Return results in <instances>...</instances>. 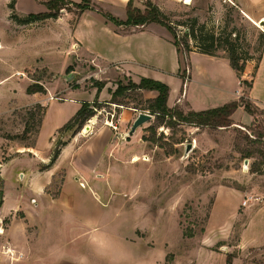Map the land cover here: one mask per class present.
<instances>
[{"label":"rangeland","instance_id":"obj_1","mask_svg":"<svg viewBox=\"0 0 264 264\" xmlns=\"http://www.w3.org/2000/svg\"><path fill=\"white\" fill-rule=\"evenodd\" d=\"M9 2L0 0V135L4 140L0 163L20 154L38 170L49 161L57 141L77 137L76 145L85 153L84 143L101 125L108 124L112 134L119 135L109 139L92 166L86 161L70 162L66 150L43 191L30 187L29 164L18 170L24 171V177L12 165L0 167V264H264V158L259 153L264 150V111L248 98L249 86L241 83L238 107L216 127L153 113L145 101L154 95L150 90L129 88L120 98L122 104L96 96L101 105L74 134L75 123L61 129L78 105L69 100L72 96H66V89L78 90L75 97L91 103L96 99L90 97L92 78L105 82L106 94L114 91L118 81L136 84L140 78L120 66L91 62L75 44L72 33L82 13L75 4L58 1L53 10L56 17L19 24L10 19ZM145 4L146 0H133L142 12ZM156 4L171 30L157 22L145 25L162 26L172 42L184 37L190 18L195 17V31L204 23L206 30L230 33L240 54L255 64L262 55L264 0H156ZM93 6L90 10L117 29L138 26L116 25L98 8L118 21H125L126 14L95 2ZM45 9L40 0L13 4L19 17ZM187 40L193 46L194 41ZM183 62L180 53L179 76L184 82L188 66ZM168 80L174 85L178 81ZM35 82L43 91L36 95L41 101L31 104L26 88ZM189 87L193 94L205 88L198 78ZM47 99L56 102L48 108L40 152L30 153L27 147L35 143L38 121L46 109L42 102ZM246 103L252 113L244 108ZM168 106L184 114L190 111L184 102ZM128 107L152 116L136 128L137 135L129 133L130 123L127 128L115 125L121 110ZM60 121L65 123L54 133L49 149L47 133ZM25 126L31 129L26 135ZM15 149L24 151L15 153ZM83 171L88 177L78 178ZM67 172L71 187L61 196ZM187 228L192 229V237L183 235Z\"/></svg>","mask_w":264,"mask_h":264},{"label":"crops","instance_id":"obj_2","mask_svg":"<svg viewBox=\"0 0 264 264\" xmlns=\"http://www.w3.org/2000/svg\"><path fill=\"white\" fill-rule=\"evenodd\" d=\"M70 1L79 2L81 0ZM93 1L96 4H100L103 7L111 9L112 11L121 10L123 15L126 14L125 7L128 0ZM151 1L157 5L156 0ZM189 1L190 0H185V2ZM45 11L46 9L43 12ZM247 17L252 20L249 16ZM72 34L75 44L81 47L90 56L91 62L94 63L96 60L99 63L106 64V67L114 65L118 68V66H120V70L134 74L136 77H147L167 84L169 87L167 106L173 104L174 102H184L190 110L200 111L218 107L231 101H237L242 96L241 80H248L250 74L253 73L252 81H250L251 86L248 89V98L264 111V45L262 55L257 60L256 64L249 59L245 61L244 69L240 78L231 68L225 55L219 54L217 56H213L193 49L189 51L187 56L188 67L186 77H184L185 81L183 82V77L179 76L180 52L160 25L143 24L136 26V28L130 27L126 29H117L106 23L104 19H102V16L95 10L86 9L80 13ZM205 65L206 67H203ZM200 66L202 67L200 68ZM200 75L203 79H200ZM167 78H176L178 81L174 85V82L172 83ZM197 78L205 88L199 87L200 89H203V91L193 94L192 92L194 90L189 87V83H195ZM90 91V97H96V88L92 87ZM106 91V87L104 86L97 94L99 97L98 99H105V96L110 99L111 91L108 93L109 96L106 94ZM64 92L67 93L66 96H72L69 97V100H74L78 103V109L82 101H79V98L75 97V93L79 91L68 88ZM146 92L147 91L143 93ZM149 92L154 93L151 98H154L157 95V92L154 90H150ZM205 94L209 95L206 96ZM30 95V98H32L31 104L39 103L41 101L40 98H36L37 92L30 93ZM47 100L42 102L43 105H46V109L38 128V132L35 136V143L33 146L27 147L31 149L30 151L32 152L30 153L40 152L38 145L44 124L49 119L48 108L51 103L56 102L53 101V99ZM134 109L135 108L128 107L121 110L118 122L115 124L117 129L118 126H122L123 124L125 125V128H127L129 123L132 124L139 113L135 112ZM69 119L70 118L66 119L65 122ZM62 122L63 121H60L59 123L54 124L51 131L47 133L50 145L49 149L52 148L54 142V133L65 123ZM112 133V129L108 124H103L98 127L93 135L84 143L85 146L83 147V150H86L85 153H81V146L76 145L77 137L72 138V140L70 139L71 141H66V144L61 148L58 158L54 164L45 169H35V165H33L32 162H28V160L23 159L24 157L20 154L12 157L8 163H0V167L3 168L7 165H12L13 170L18 174V176L21 177L23 174L24 177V171L18 173V170L22 168L25 169V167L29 164L31 167H29L28 172L31 173L30 175H27V178L32 182V186L30 185V187L33 191H43L44 188L50 184L57 167H59L58 162L60 160V156L66 150L69 149L68 152H70V162H73V160L86 161L87 165L92 166V162L98 161V153L104 149L105 144H108L109 139L117 137L116 134H118V132H115V134ZM137 134L138 132L135 130L133 135ZM99 137L100 141H97L96 143V139ZM3 141V136L0 135V146L4 143ZM91 141H94L97 146L94 144L92 145ZM94 148H97L98 152L97 150H93ZM23 151L24 150L15 149V153H23ZM47 157L48 155L45 158ZM42 159L37 161H43ZM133 160H136V157L133 158ZM82 177H88L84 171L79 172L78 178ZM64 178L65 179L61 186V196H63L66 191L70 190L71 187L68 182V179H70L68 172ZM75 187H80V184ZM75 187L72 186L71 190ZM31 188L29 189L31 190ZM80 207L84 208L82 206ZM87 218L91 220V217Z\"/></svg>","mask_w":264,"mask_h":264},{"label":"trees","instance_id":"obj_3","mask_svg":"<svg viewBox=\"0 0 264 264\" xmlns=\"http://www.w3.org/2000/svg\"><path fill=\"white\" fill-rule=\"evenodd\" d=\"M43 2L47 8L45 12L38 13H29L25 16L19 17L13 11V4L15 0H10L8 3V7L11 10L10 19L16 21L19 24H27L38 20H44L51 17H56L54 9L57 10L58 1L61 4H65L67 2L73 3L77 6L78 11L82 12L86 9H94V1L93 0H81L79 2H73L70 0H40ZM146 7L143 12L140 11L139 8L133 6V0H128L126 4V19L125 21H118L113 16L108 13H104L98 8V11L107 19L114 22L116 25H142L149 22H157L161 25H165L169 30H171V26L168 24L167 16L159 9L157 5H155L151 0H146ZM59 11V10H58ZM191 24L190 27L184 33V37L177 43L176 41L173 44L176 46L177 50L182 54L183 63L188 65L187 56L189 51L196 49L197 51L213 56L219 55L220 51L224 52V55L229 61L231 68L235 71L236 75L240 78L242 71L244 69L245 61L248 60L247 57H243L238 51V46L234 42V39L231 38L230 33L221 34L215 33L213 30H206L204 23L199 24L198 29L195 31L194 25L197 23L195 17L190 18ZM187 38H190L194 41L193 46H190ZM180 44V47H178ZM241 83H246L249 87L251 83L247 82L245 79L241 80ZM92 84L96 88V96L99 91L103 88L105 82L98 81L92 78ZM131 88L132 90H155L157 95L152 99H145L148 102L147 108L150 109L153 113H157L158 115H168L170 117L176 116L178 120L186 123H191L199 127L207 126V127H216L218 125H223L229 120V116L232 112L238 107V101H231L225 103L221 106L209 108L200 111L190 110L187 114H184L181 110H178L173 107L167 106V97L169 93V87L167 84L147 78L141 77L138 83H127L122 84L119 81L117 82V86L110 93L109 103H117L122 104V100L120 98L125 97L126 91ZM28 94L35 92H42L43 87L38 82L29 85L26 88ZM119 97V98H118ZM101 103L98 101L97 97L93 102H82L80 107L76 110V112L70 117V119L61 127H67L68 125L75 123L76 128L73 133L75 134L79 129L82 128L86 120H88L91 116L95 114V110L99 108ZM36 108L41 109L39 104H36ZM244 108L252 113L251 106L249 104H244ZM41 120L38 121V127L36 129V133L38 132V128L40 126ZM31 131L30 127L25 126L23 130V134L26 135ZM66 144V141L60 140L57 141L54 145L52 153L50 155V159L48 163L41 167V169L48 168L51 166L56 158L58 157L61 148ZM260 155L264 158V150H260ZM202 230V229H201ZM183 235L186 237H192L194 235L191 228H187L183 231Z\"/></svg>","mask_w":264,"mask_h":264},{"label":"water","instance_id":"obj_4","mask_svg":"<svg viewBox=\"0 0 264 264\" xmlns=\"http://www.w3.org/2000/svg\"><path fill=\"white\" fill-rule=\"evenodd\" d=\"M151 118H152V116L147 112L138 113V115L136 116V118L134 119V121L131 124V127L129 129V133H133L138 126H140L142 123L150 120ZM85 128L88 129V126H86ZM190 147H191V144H188L186 147V150L190 149Z\"/></svg>","mask_w":264,"mask_h":264},{"label":"bare ground","instance_id":"obj_5","mask_svg":"<svg viewBox=\"0 0 264 264\" xmlns=\"http://www.w3.org/2000/svg\"><path fill=\"white\" fill-rule=\"evenodd\" d=\"M88 129L84 128V131H87Z\"/></svg>","mask_w":264,"mask_h":264},{"label":"built area","instance_id":"obj_6","mask_svg":"<svg viewBox=\"0 0 264 264\" xmlns=\"http://www.w3.org/2000/svg\"><path fill=\"white\" fill-rule=\"evenodd\" d=\"M113 127H115V126H113ZM245 203V202H244Z\"/></svg>","mask_w":264,"mask_h":264}]
</instances>
